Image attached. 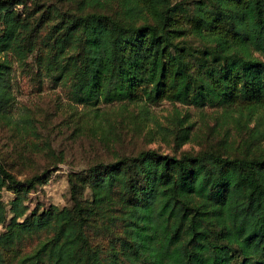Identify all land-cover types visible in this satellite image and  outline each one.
<instances>
[{"label": "trees", "instance_id": "trees-1", "mask_svg": "<svg viewBox=\"0 0 264 264\" xmlns=\"http://www.w3.org/2000/svg\"><path fill=\"white\" fill-rule=\"evenodd\" d=\"M16 64L96 110L166 98L247 124L264 117V0H0L9 122ZM255 142L241 154L149 148L97 161L70 173L69 204L34 210L26 200L46 170L21 179L0 158V264H264Z\"/></svg>", "mask_w": 264, "mask_h": 264}, {"label": "rangeland", "instance_id": "rangeland-1", "mask_svg": "<svg viewBox=\"0 0 264 264\" xmlns=\"http://www.w3.org/2000/svg\"><path fill=\"white\" fill-rule=\"evenodd\" d=\"M12 90L11 122L0 119V158L21 179L44 170L47 175L29 193L30 210L69 204L70 173L120 154L149 148L180 154L208 146L241 154L253 140L252 148L264 151L260 113L244 124L222 107L184 105L166 98L138 104L101 102L96 110L74 101L66 87L54 85L35 68L19 64L13 70ZM183 128L189 130L188 139L176 136ZM2 196L9 204L15 193L4 189ZM4 230L0 224V232Z\"/></svg>", "mask_w": 264, "mask_h": 264}]
</instances>
